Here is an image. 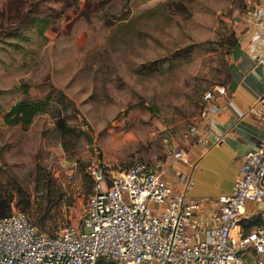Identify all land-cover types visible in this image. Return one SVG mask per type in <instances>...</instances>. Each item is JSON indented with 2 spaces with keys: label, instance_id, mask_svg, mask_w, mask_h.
<instances>
[{
  "label": "rangeland",
  "instance_id": "374dc122",
  "mask_svg": "<svg viewBox=\"0 0 264 264\" xmlns=\"http://www.w3.org/2000/svg\"><path fill=\"white\" fill-rule=\"evenodd\" d=\"M259 1L0 0V192L12 194L10 211L33 223L56 188L43 231L78 226L90 162L154 165L180 148L201 94L224 79L234 27ZM19 100L46 103L25 129L2 120ZM193 180L212 194L226 183ZM249 212L264 222L261 207Z\"/></svg>",
  "mask_w": 264,
  "mask_h": 264
},
{
  "label": "built area",
  "instance_id": "2783aa9c",
  "mask_svg": "<svg viewBox=\"0 0 264 264\" xmlns=\"http://www.w3.org/2000/svg\"><path fill=\"white\" fill-rule=\"evenodd\" d=\"M224 93L219 84L201 94L181 145L220 142L205 130L219 110L215 95ZM254 109L264 132V92ZM171 153L185 162L181 147ZM159 168L141 160L118 170L90 162V193L78 226L47 233L12 210L0 218V264H95L97 258L111 264H264V222L249 229L241 224L253 214L247 215L248 204L264 210V140L243 156L230 191L213 200L188 199Z\"/></svg>",
  "mask_w": 264,
  "mask_h": 264
},
{
  "label": "crops",
  "instance_id": "0c3cea01",
  "mask_svg": "<svg viewBox=\"0 0 264 264\" xmlns=\"http://www.w3.org/2000/svg\"><path fill=\"white\" fill-rule=\"evenodd\" d=\"M258 21L261 24L257 25ZM234 36L236 41L228 50L221 83L225 93L215 95L219 110L215 117L208 118L210 124L205 130L207 135H220V142L207 149L198 144L185 143L181 146L184 163L174 158L172 153L156 162L160 166L161 177L167 183L177 185L176 190L183 191L188 199L227 194L243 156L264 140V132L253 110L258 97L264 92V0L253 6L245 22L238 20ZM187 165H190L188 171L184 169ZM193 177L220 182L224 177L223 182L226 183L224 189L212 194L195 190ZM249 206L252 205L248 204L247 209ZM203 227L205 224L200 226V230ZM202 236L201 231L195 235L198 239Z\"/></svg>",
  "mask_w": 264,
  "mask_h": 264
},
{
  "label": "trees",
  "instance_id": "16d2710c",
  "mask_svg": "<svg viewBox=\"0 0 264 264\" xmlns=\"http://www.w3.org/2000/svg\"><path fill=\"white\" fill-rule=\"evenodd\" d=\"M233 41L229 44V49L234 45L236 39L233 34ZM46 105L43 101H26L19 100L13 103L9 110L3 115L2 120L5 125L15 126L18 125L20 128L25 129L30 123L35 115H37L40 111H42L43 107ZM88 178V176H87ZM89 180V178H88ZM90 184V180H89ZM15 198L17 199L16 203H21L22 208L28 205V200L25 199V196L21 189L16 186L15 188ZM90 193V191H89ZM89 195V194H88ZM61 194L57 189H53L52 192L46 193V204L41 209V214L35 217L33 224L40 230L43 231V220L46 219V213L49 211H54L58 208L61 202ZM12 194H5L4 192H0V218L7 215L11 208L12 203ZM23 212V211H22ZM242 226L246 229L252 228L253 226H257L261 224L259 217L244 219L241 222ZM46 232V231H44ZM49 233V232H47Z\"/></svg>",
  "mask_w": 264,
  "mask_h": 264
},
{
  "label": "water",
  "instance_id": "95a60500",
  "mask_svg": "<svg viewBox=\"0 0 264 264\" xmlns=\"http://www.w3.org/2000/svg\"><path fill=\"white\" fill-rule=\"evenodd\" d=\"M101 264H110V263L107 261H103Z\"/></svg>",
  "mask_w": 264,
  "mask_h": 264
}]
</instances>
